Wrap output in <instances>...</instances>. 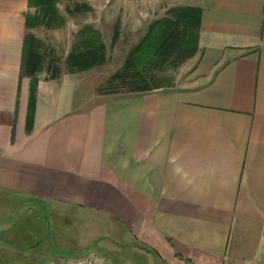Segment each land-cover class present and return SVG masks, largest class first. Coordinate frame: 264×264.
Returning a JSON list of instances; mask_svg holds the SVG:
<instances>
[{"label": "crops", "instance_id": "obj_1", "mask_svg": "<svg viewBox=\"0 0 264 264\" xmlns=\"http://www.w3.org/2000/svg\"><path fill=\"white\" fill-rule=\"evenodd\" d=\"M59 1L0 0V264H26V228L44 218L47 264L99 237L149 264H264V0H75L92 11L70 36ZM167 5L199 10L171 86L97 92L83 74L96 66H67L91 45L99 65L107 50L124 61ZM38 20L67 44L66 70L44 76L39 49L25 72Z\"/></svg>", "mask_w": 264, "mask_h": 264}, {"label": "rangeland", "instance_id": "obj_2", "mask_svg": "<svg viewBox=\"0 0 264 264\" xmlns=\"http://www.w3.org/2000/svg\"><path fill=\"white\" fill-rule=\"evenodd\" d=\"M53 2V7L59 10L60 14L64 18V23L61 25L62 30L67 31L69 36L72 31L79 29L82 25L89 21V15H91V7L86 3L75 0H60L58 6ZM177 6H164L160 9V15H166L170 12V9ZM55 22V17H49L47 20ZM45 22V19L44 21ZM41 24V23H40ZM37 25L34 27L32 33L35 39L38 40V50L40 49L45 55L47 60L52 61L49 66L45 65L41 71L44 76H48L54 72L55 68L58 71H64L67 69L64 63V58L67 53V49L64 48L63 44L55 43V35L48 33L54 26ZM65 45V44H64ZM67 46V44L65 45ZM40 52V51H39ZM125 52L123 50H107V60L104 64L93 67L83 74L88 78V82L91 85V89L94 88L97 92H108V91H127L129 90L128 83L121 82L119 80H110V77L116 69L121 66L124 59ZM196 52V51H195ZM194 52V53H195ZM191 57V56H190ZM187 57L177 65H172L165 63L160 67H153L151 71L153 79L158 85L162 87L171 86L177 77L183 75L185 65L189 64ZM142 71V70H141ZM40 207V206H39ZM39 216V218L37 217ZM46 217L43 208L36 212L33 211L32 218L39 219V223H42V217ZM43 224L33 225L32 228L27 229L24 225H21V229L26 228V240L24 241L27 246L33 245L30 248L29 258H26V264H47L49 263V258L47 257L49 248H57L50 235H46V220L44 218ZM50 228L53 229V223L51 222ZM51 231V230H49ZM48 233V232H47ZM59 248V247H58ZM89 252H95L106 259L107 262L111 264H149L143 256L133 250L130 245H118L111 238L99 237L96 241H93L87 247L81 249H72L71 251H65L63 256L65 258L77 255V254H87ZM27 260H30L29 262Z\"/></svg>", "mask_w": 264, "mask_h": 264}, {"label": "trees", "instance_id": "obj_3", "mask_svg": "<svg viewBox=\"0 0 264 264\" xmlns=\"http://www.w3.org/2000/svg\"><path fill=\"white\" fill-rule=\"evenodd\" d=\"M48 4L41 6L43 18L47 11L52 12ZM199 10L193 6H177L170 9L165 16L154 19L148 26L144 36L132 48L121 66L114 71L110 80L128 83L130 90H150L162 87L153 79L150 70L165 63L177 65L197 50ZM40 18V17H39ZM40 20L36 24H39ZM84 46H87L84 44ZM32 48L30 60L25 62V72L34 76L40 69V53L38 42L33 35L27 33L25 38V53ZM105 59L102 48L91 45L89 48H75L67 56V66L70 70H84L101 64ZM142 70V71H141ZM152 75V76H151ZM35 78L33 77V86ZM32 86V87H33ZM28 119L32 116L33 89Z\"/></svg>", "mask_w": 264, "mask_h": 264}, {"label": "built area", "instance_id": "obj_4", "mask_svg": "<svg viewBox=\"0 0 264 264\" xmlns=\"http://www.w3.org/2000/svg\"><path fill=\"white\" fill-rule=\"evenodd\" d=\"M52 264H111L95 252L77 254L68 258L59 257Z\"/></svg>", "mask_w": 264, "mask_h": 264}]
</instances>
